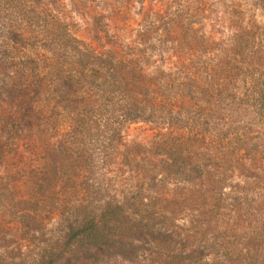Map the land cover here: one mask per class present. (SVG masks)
I'll list each match as a JSON object with an SVG mask.
<instances>
[{
  "label": "trees",
  "instance_id": "16d2710c",
  "mask_svg": "<svg viewBox=\"0 0 264 264\" xmlns=\"http://www.w3.org/2000/svg\"><path fill=\"white\" fill-rule=\"evenodd\" d=\"M206 1L144 15L134 39L100 30L85 42L59 0H0V158H19L15 182L29 191L19 200L49 198L63 225L28 264L133 258L157 236L158 264H204V232L240 230L223 207L235 213L242 204L236 216L243 207L261 209L264 160L256 155L264 149V26L244 19L238 5L219 2L217 24L226 35L215 38L200 23L212 12ZM156 29L158 44L149 50ZM135 121L158 126L156 138L124 146L120 126ZM99 126L108 128L100 152L110 176L79 181L89 169L85 140ZM169 181L171 188L161 187ZM79 185L80 195L68 203L67 190ZM225 187L230 195L223 202ZM16 213L20 218L24 209ZM185 217L187 228L176 222ZM253 233L258 259L264 220ZM230 252L226 262L238 264V246ZM0 264L21 263L2 256Z\"/></svg>",
  "mask_w": 264,
  "mask_h": 264
},
{
  "label": "rangeland",
  "instance_id": "374dc122",
  "mask_svg": "<svg viewBox=\"0 0 264 264\" xmlns=\"http://www.w3.org/2000/svg\"><path fill=\"white\" fill-rule=\"evenodd\" d=\"M63 3L67 10V14L70 16V22L73 23L72 31L76 37L82 39L85 42H94L91 37L95 34L94 31H107L108 33L118 32L124 36H128L130 39L136 37V33L143 28L144 15H148L150 12L165 11L166 14L173 12L177 2H184V0H59ZM209 5V11H205L206 15L200 23L205 24L203 30L205 33L212 34L215 38H221L226 35L225 26L217 24V17L221 15L219 2L226 4H236L238 9L242 11L244 19L253 20L254 24L258 27L264 26V8L259 0H207ZM213 18V20H211ZM148 20H152L149 18ZM158 39V29L156 32H152L148 37L147 43L155 47L149 50L156 49ZM152 59L153 56H152ZM3 104L0 101V106ZM1 125V124H0ZM258 126H262L260 123ZM99 134L91 135L86 138L85 144L89 150V158L86 166L88 172H85L81 176L78 175L79 181L87 178L88 181H98L101 177L105 181L110 175L105 174L106 169L102 164L103 156L100 152V144L103 142V133L108 131V128L99 126ZM158 126L145 121H135L120 126L121 143L126 146L129 144H137L145 146L152 139L156 138L158 132ZM163 130V129H162ZM261 141V140H259ZM258 141V142H259ZM259 154L257 158L260 161L264 160L263 147L257 148ZM146 155H152V149L146 148L142 151ZM1 156V155H0ZM8 158H0V257L12 260L16 263L28 264L31 260L35 259L39 250L52 244L54 238L60 233L63 225L59 222L58 212L59 209L49 198L41 197L36 200L20 201V198L25 197V192L29 194L26 187L16 184L18 174L15 172L13 166L19 159L16 155L11 156V153L7 155ZM22 159L31 164L32 159L26 155ZM263 163H261L262 165ZM89 166V167H88ZM158 178L157 172H154ZM102 175V176H101ZM239 179V177H233V181ZM157 180V179H156ZM147 184V183H146ZM145 184V185H146ZM161 187L171 188L173 184L171 182H161ZM155 187L158 189V182ZM82 185L74 187L71 190H67L70 193V199L68 203L74 202V196L76 193L82 191ZM259 189H254L253 194L247 195L250 199V203L254 201V196ZM111 192V191H110ZM224 193L223 202H226L230 193L228 188L225 187L222 190ZM226 193V194H225ZM32 194V193H30ZM79 194V193H78ZM110 194V193H108ZM141 195L146 197V200L151 199L148 196L151 192H147V189H142ZM80 195V194H79ZM222 201V200H220ZM261 209L248 210L243 207L241 213L238 216L235 213L241 208L242 204L237 207V211L232 213L229 210L232 208L223 207L221 210L227 212L231 218L235 219L239 225L240 230H236L233 233L223 232L222 228L212 230L209 229L201 235V239L205 240V250L201 255V262L204 264H228L226 260L230 256V248L232 246H238L240 249L239 257L240 262L238 264H264V242L259 246L262 252V257L255 259L254 252L256 250L255 240L252 238L254 228L259 230V224L264 220V197L261 198ZM67 205L62 207V210H67ZM24 209V213L18 218L17 211ZM189 218H180L177 220V224H183L184 228H187L189 223H186ZM243 229V230H242ZM245 230V232H243ZM217 232V233H216ZM219 237L217 238L216 235ZM242 234V235H238ZM214 235V237H213ZM247 239L250 243L245 245L243 242ZM148 249H140L136 252L135 256L124 257L120 255H112L103 259L99 264H158V236L154 241H149ZM179 241H183L182 237H179ZM193 241L198 242L194 237ZM215 244V245H212ZM196 244V243H195ZM222 244L224 249H216V245ZM223 249V250H222ZM245 253V254H244ZM232 254V253H231ZM233 255V254H232ZM221 256L224 258L221 261ZM163 260L168 258L161 255ZM226 259V260H225ZM259 261V262H258Z\"/></svg>",
  "mask_w": 264,
  "mask_h": 264
}]
</instances>
